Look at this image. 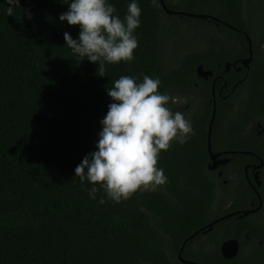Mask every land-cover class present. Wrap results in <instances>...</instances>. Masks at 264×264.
<instances>
[{
    "label": "trees",
    "instance_id": "obj_1",
    "mask_svg": "<svg viewBox=\"0 0 264 264\" xmlns=\"http://www.w3.org/2000/svg\"><path fill=\"white\" fill-rule=\"evenodd\" d=\"M68 2L19 0L9 16L0 0V264H190L178 256L184 241L188 260L264 264V165L262 207L202 229L260 203L245 167L255 184L253 166L264 161V0H165L174 11L220 22L168 14L161 0H137L134 59L102 71L64 46V32L76 39L79 31L59 21ZM110 2L122 18L130 0ZM184 22L199 35L186 49ZM244 32L252 39L249 69L241 62L250 55ZM122 75L158 78L162 93L188 96L195 134L161 150L157 166L166 184L100 204L102 190L92 199V185L82 186L74 169L95 150L111 102L107 88ZM214 82L212 149L228 151L222 157L230 161L212 170ZM168 106L175 108L173 99ZM230 239L240 248L227 258L221 247Z\"/></svg>",
    "mask_w": 264,
    "mask_h": 264
},
{
    "label": "clouds",
    "instance_id": "obj_2",
    "mask_svg": "<svg viewBox=\"0 0 264 264\" xmlns=\"http://www.w3.org/2000/svg\"><path fill=\"white\" fill-rule=\"evenodd\" d=\"M150 2L157 4L158 0ZM7 3L5 12L11 16L19 0ZM67 5L59 21L79 26L76 39L67 31L63 34L64 46L74 57L98 62L101 71L105 64L133 61L138 47L134 33L141 24L137 0H130L122 18L110 0H69ZM160 83L148 75L142 81L122 75L107 88L111 102L99 121L102 127L95 150L74 169L82 186L85 181L92 185L87 189L92 199L102 190L98 203L108 199L119 204L140 190H155L166 184L164 169L157 166L161 150H169L173 142L183 145L195 134L184 114L169 108L173 98L159 91Z\"/></svg>",
    "mask_w": 264,
    "mask_h": 264
},
{
    "label": "water",
    "instance_id": "obj_3",
    "mask_svg": "<svg viewBox=\"0 0 264 264\" xmlns=\"http://www.w3.org/2000/svg\"><path fill=\"white\" fill-rule=\"evenodd\" d=\"M161 3L165 9V11L168 13V14H176V13H180L182 15H188V16H194V17H199V18H211L215 21H218L220 22L221 20L219 18H217L216 16L214 15H210V14H204V13H195V12H183V11H174L170 8H168L167 4L165 3V0H161ZM227 24V23H226ZM233 27V26H232ZM248 41H249V57L247 58H244L242 59V65L247 67L248 69L250 68V63L253 59V48H252V39L251 37L246 33L244 32ZM227 66L230 67L231 66V63H227ZM234 66H235V63H234ZM242 66H239L238 69H241ZM210 74H212V71H209ZM212 102H213V105H214V109H213V113H212V117H211V120H210V123H209V128H208V149H209V153H210V156H211V162L209 164V168L214 170V169H217L220 165L222 164H226L230 161L229 158H225V157H222V154L224 153H227L228 151H224V152H221V151H214L212 149V126H213V122H214V119H215V115H216V98H215V91L213 89V99H212ZM245 153H249V154H252L251 151H244ZM264 165V161L260 158V163L259 164H256L254 167L257 169V172L255 173V182L256 184H254L250 177L248 176V166L245 167V171H246V175H247V179L250 183V185L252 186V188L254 189V191L256 192V194L258 195V197L260 198V203L259 205L256 207V208H253V209H242V210H237V211H234V212H231V213H228V214H225L215 220H213L212 222H210L208 225L204 226L202 229L205 230L204 232H207L209 230L212 229V227L214 226V224H216L217 222H219L221 219H225L229 216H232V215H238L239 217H243V216H246L252 212H256L257 210H259L262 205H263V201H262V197H261V194L258 190V187L261 185V180L259 179V174H260V169L263 167ZM202 229H199V230H202ZM196 231L195 233H193L192 235H190L188 237V239H192L198 232ZM187 239V240H188ZM187 241H184L183 244H182V247L179 251V259L184 262V263H190V264H203L201 262H198V261H194V260H188V259H185L182 257V251L185 247V244H186ZM239 248H240V244H239V241L236 240V239H230V240H227L225 241L223 244H222V247H221V251L223 253V255L227 258H232L234 257L238 251H239Z\"/></svg>",
    "mask_w": 264,
    "mask_h": 264
},
{
    "label": "rangeland",
    "instance_id": "obj_4",
    "mask_svg": "<svg viewBox=\"0 0 264 264\" xmlns=\"http://www.w3.org/2000/svg\"><path fill=\"white\" fill-rule=\"evenodd\" d=\"M205 14V13H204ZM211 15V14H210ZM198 23V21H195ZM200 25V23H198ZM189 24L184 22L183 25V39H185V49L188 46H193L194 41L198 39L199 35H194V32L190 31ZM201 39V38H199ZM264 47V46H263ZM173 101L175 108L172 111H180L184 114L185 118L190 121V112L187 110L188 96L186 95H174ZM234 176V175H233Z\"/></svg>",
    "mask_w": 264,
    "mask_h": 264
},
{
    "label": "flooded vegetation",
    "instance_id": "obj_5",
    "mask_svg": "<svg viewBox=\"0 0 264 264\" xmlns=\"http://www.w3.org/2000/svg\"><path fill=\"white\" fill-rule=\"evenodd\" d=\"M233 66H234V64H233ZM235 66H236V64H235ZM214 85H215V82L213 83V89H214V91H215V88H214ZM212 93H213V91H212ZM256 165V164H255ZM254 165V166H255ZM253 166V168L255 169L254 171H253V179H254V181H255V173L257 172V169L255 168ZM259 177H260V174H259ZM252 181V180H251ZM249 182V181H248ZM255 184H256V182H255ZM252 187V186H251ZM254 190V189H253ZM256 193V192H255ZM258 196V195H257ZM260 199V198H259ZM205 231V230H204Z\"/></svg>",
    "mask_w": 264,
    "mask_h": 264
}]
</instances>
